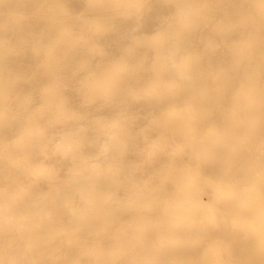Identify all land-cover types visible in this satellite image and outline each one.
Here are the masks:
<instances>
[{
  "label": "bare ground",
  "instance_id": "1",
  "mask_svg": "<svg viewBox=\"0 0 264 264\" xmlns=\"http://www.w3.org/2000/svg\"><path fill=\"white\" fill-rule=\"evenodd\" d=\"M133 1L107 3H121L128 11ZM172 1L181 26L159 50L160 70L170 71L164 97L189 94L195 99L185 105L167 99L160 108L175 105L166 108L157 126L162 152L172 146L179 153L177 142L191 146L189 164H182L186 159L180 155L161 172L158 189L132 180L143 193L133 189L118 198L124 203L116 201L112 188L97 189L101 175L92 179L86 165L58 182L51 170L25 164L34 176L47 173L53 192L47 200L42 193L36 196L18 175L12 191L0 190V264H264V0H221L222 6L217 5L223 18L218 33L235 31L239 44L226 64L210 67L207 74L200 70L201 56L183 44V27L201 22L203 8L210 6L205 0L196 7L189 0ZM63 12L57 4L54 13L43 16L57 24L69 18ZM208 13L212 17L213 7ZM65 31L72 32L69 27ZM0 54L11 55L6 46ZM0 62L5 68L7 59ZM0 142L5 140L0 137ZM62 146L66 156L73 145ZM12 167H18L16 159ZM86 184L89 189L83 188ZM62 188H67L64 194ZM76 193L85 202L80 209L72 205ZM56 203L70 210V222L62 221Z\"/></svg>",
  "mask_w": 264,
  "mask_h": 264
},
{
  "label": "rangeland",
  "instance_id": "2",
  "mask_svg": "<svg viewBox=\"0 0 264 264\" xmlns=\"http://www.w3.org/2000/svg\"><path fill=\"white\" fill-rule=\"evenodd\" d=\"M99 1L0 2V48L8 47L11 54H0L7 59L5 68H0V137L5 140L0 142V190L12 191L18 175L25 188L36 196L47 195V200L53 192L49 176H34L25 164L51 170L58 182L86 165L92 179L101 175L96 188H112L116 201L124 203L118 198L129 196L133 189L143 193V181L160 188L161 172L171 169L180 155L186 159L182 164H189L191 146L177 142L179 153L172 146L162 152L157 126V120L168 114L166 108L195 99L189 94L164 97L170 71L160 70L159 50L181 26L178 7L172 0H134L127 11L121 3ZM198 1L188 2L196 7ZM205 1L210 7L203 8V20L183 27V44L201 56L200 70L207 74L210 67L226 64L239 41L235 31L227 36L218 33L221 0ZM57 4L69 18L52 24L43 15L54 13ZM65 27L72 31L69 35ZM169 81L166 87L171 86ZM167 99L176 101L160 108ZM66 142L73 146L65 156L61 148ZM105 144L108 148L102 153ZM13 159L17 168L12 167ZM132 180L140 185L134 188ZM73 197L72 205L82 208L80 193ZM57 206L62 221L70 222V210L63 203Z\"/></svg>",
  "mask_w": 264,
  "mask_h": 264
}]
</instances>
